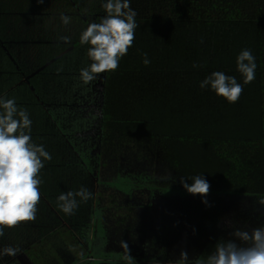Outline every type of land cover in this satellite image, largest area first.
Wrapping results in <instances>:
<instances>
[{
    "label": "trees",
    "instance_id": "trees-1",
    "mask_svg": "<svg viewBox=\"0 0 264 264\" xmlns=\"http://www.w3.org/2000/svg\"><path fill=\"white\" fill-rule=\"evenodd\" d=\"M9 1L14 0L0 4ZM131 8L139 25L134 45L119 68L104 78L101 164L135 163L138 175L148 167L152 177L150 188L139 190L138 203L121 199L115 186L106 188L111 201L105 211L107 225L116 229L123 223L148 225L142 217L154 212V189L181 193L185 204L177 205L194 209L199 229L219 223L229 193L245 194L254 208L264 207L259 204L264 198V0H131ZM82 13L72 25L59 21L58 27L49 28L58 38L59 53L74 44L83 57L88 45L80 43V35L89 12ZM5 16L0 7V36L6 32ZM60 37H70L71 42ZM246 48L257 64L249 84L243 83L237 69V56ZM215 71L234 76L243 85L238 102L229 103L210 86L200 87ZM196 175L211 185L206 197L188 193L180 183L185 179L191 184ZM242 223L235 222L234 227L241 228ZM59 240L77 258L87 255L80 239L64 225L0 264H62L52 249Z\"/></svg>",
    "mask_w": 264,
    "mask_h": 264
},
{
    "label": "crops",
    "instance_id": "crops-1",
    "mask_svg": "<svg viewBox=\"0 0 264 264\" xmlns=\"http://www.w3.org/2000/svg\"><path fill=\"white\" fill-rule=\"evenodd\" d=\"M102 2L45 0L39 4L37 0H14L6 2L7 5L0 4L6 15L2 26L6 32L0 36V98H15L19 108L27 109L32 120V141L43 145L52 156L50 161H44L45 167L40 172L41 200L36 220L5 228L0 248L19 247L21 254L66 225L88 252L77 258L59 240L52 249L58 253L61 263L94 260L100 229L105 232L112 229L106 223L105 211L111 202L105 195L106 188L115 186L122 194L121 199L137 203L132 202L133 195L137 196L139 192L137 165L115 161L107 163L106 167L101 164L105 73L100 74L101 79L97 77L84 84L80 70L86 63V51L83 57L79 54L84 60L67 48L60 54L58 38L49 31L53 25L58 27L62 13L68 16L74 12L76 16H82L79 11L83 12V9H103ZM20 4L24 9L20 10ZM13 12L18 15H12ZM88 15L85 18L91 13ZM46 16L49 18L48 28L42 30L39 21ZM43 45L46 46L44 62ZM79 59H82L81 63ZM91 93H95L98 99L90 97ZM144 169L147 173L149 168ZM81 187L88 188L93 197L86 202L77 197L78 207L74 214H65L59 207V195L78 191ZM13 258L4 256L0 261L6 263Z\"/></svg>",
    "mask_w": 264,
    "mask_h": 264
},
{
    "label": "clouds",
    "instance_id": "clouds-1",
    "mask_svg": "<svg viewBox=\"0 0 264 264\" xmlns=\"http://www.w3.org/2000/svg\"><path fill=\"white\" fill-rule=\"evenodd\" d=\"M43 4L45 0H37ZM102 7L106 12L99 22L90 23L80 35V43L90 45L87 51L92 61L88 67L80 70V78L89 84L100 74L115 72L122 57L134 45L137 13L131 8V0H103ZM86 11V10H85ZM63 24L68 25L71 18L63 13L60 16ZM66 44L70 37H60ZM203 42V41H201ZM144 64H150L147 53ZM199 67V65H193ZM256 58L250 49H243L237 56V69L242 74L244 84L255 79ZM210 88L229 103H236L243 94V85L234 76L215 71L200 83V87ZM0 238L5 235V228H15L22 223L34 222L41 200L40 172L45 167L44 161L52 159L43 145L32 141V120L27 109L19 108L15 98H0ZM189 184L185 179L180 183L192 195L206 197L211 185L203 175L191 178ZM77 197L88 201L92 192L85 187L78 191L61 193L58 197L59 207L68 215L74 214L78 207ZM207 204V200L204 201ZM264 205V198L259 200ZM232 235L241 241L217 242L215 250L206 259L190 260L187 251H181L180 259L175 264H264V227H257L250 232L236 229ZM125 264H136L130 254L129 245L121 240ZM19 247L0 248V259L4 256L15 257L20 253Z\"/></svg>",
    "mask_w": 264,
    "mask_h": 264
},
{
    "label": "rangeland",
    "instance_id": "rangeland-1",
    "mask_svg": "<svg viewBox=\"0 0 264 264\" xmlns=\"http://www.w3.org/2000/svg\"><path fill=\"white\" fill-rule=\"evenodd\" d=\"M79 12L83 15L82 11ZM88 12L91 15L82 20V29L83 27L87 28L94 20L95 22L100 21L106 15L104 9H90ZM16 14L18 15V12L12 13V15ZM36 14L39 15L40 13L36 12ZM70 15L73 16L70 17ZM70 15L68 16L71 18L70 23L72 25L76 14L70 12ZM85 21L89 24H85ZM48 23L49 18L46 16L39 21L40 29H47ZM89 47L90 45L87 46L86 60H84L75 49V45L70 44V50H74L86 62L83 63L82 68L88 67L92 62L87 55ZM82 59H79V63L82 62ZM98 77L101 79V75ZM90 96H93L95 100L98 99L95 93H91ZM85 101L90 100L85 99ZM151 177L146 171L144 174L138 175L139 190L145 192L146 188L140 187L142 185L150 188ZM171 190L154 189L152 191L151 198H153L154 206L157 205L153 209L152 217L151 215L142 217V221L147 222L148 225L136 228L127 227L123 223L120 229L114 227L109 232L101 231V228L99 244L94 253L96 259L78 264H125L123 248L119 243L121 240L129 245L130 254L135 258L136 264H175L180 259L181 251H187L192 261L198 258L206 259L215 250V245L221 239L225 241L234 240L238 245L242 243L232 235L238 229L234 227L235 222L243 221L239 229L249 232L254 228L264 227V207L254 208L250 205L249 196L245 194L229 193L226 195L224 210L219 217V223L214 225L215 227L209 226L199 229L194 209L179 208L177 202L182 207L185 202L180 199L181 193L176 192L175 189ZM141 199L139 194L133 195L132 202L138 203ZM244 223H248V225L245 226Z\"/></svg>",
    "mask_w": 264,
    "mask_h": 264
}]
</instances>
